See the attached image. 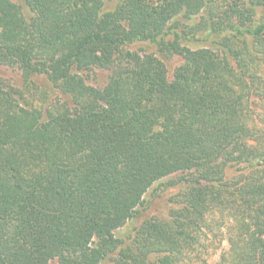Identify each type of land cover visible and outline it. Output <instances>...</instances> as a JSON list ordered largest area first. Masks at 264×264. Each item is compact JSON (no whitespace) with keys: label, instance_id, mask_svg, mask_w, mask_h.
Returning <instances> with one entry per match:
<instances>
[{"label":"trees","instance_id":"16d2710c","mask_svg":"<svg viewBox=\"0 0 264 264\" xmlns=\"http://www.w3.org/2000/svg\"><path fill=\"white\" fill-rule=\"evenodd\" d=\"M26 5L0 0V264H264V0Z\"/></svg>","mask_w":264,"mask_h":264},{"label":"rangeland","instance_id":"374dc122","mask_svg":"<svg viewBox=\"0 0 264 264\" xmlns=\"http://www.w3.org/2000/svg\"><path fill=\"white\" fill-rule=\"evenodd\" d=\"M16 4L20 5L24 12H28V8L26 5V0H13ZM183 62V58L180 56H175L169 60L166 61L168 72L170 78L173 77L175 69L181 65ZM108 76L109 72L106 70H96L95 72L90 74V80L89 83L92 86L95 87H104L108 82ZM0 78L3 79L7 84L13 85L17 88L22 87L25 82L21 76V72L16 67H10L6 65H0ZM33 94H34V103L37 108L43 109L45 107L50 108H56L59 107V109H62L63 105H65L66 101L65 99L59 94V91L56 89H53L50 85H48L47 80L44 77H35L33 78ZM175 190H163L159 189L156 193H154L155 197L152 201V207L151 209H148V212H146L147 215H153L156 210L161 211L162 213L168 212V205H167V197H169L171 194L174 193ZM158 212V211H157ZM207 235L210 236V234L205 229ZM221 233H226V229L222 228ZM211 237V236H210ZM206 240L203 239V242L207 244L208 242H205ZM220 247V248H219ZM218 249L216 250L215 254L210 256V258L205 261V263L201 262H189L188 257L192 256H185L182 258L180 262L177 264H217L219 263L222 254L228 250L229 244L227 240H224L220 245ZM212 250V249H211ZM194 261V260H193Z\"/></svg>","mask_w":264,"mask_h":264}]
</instances>
